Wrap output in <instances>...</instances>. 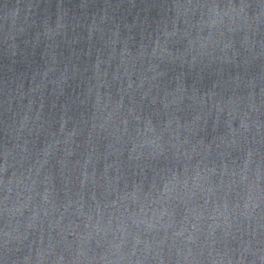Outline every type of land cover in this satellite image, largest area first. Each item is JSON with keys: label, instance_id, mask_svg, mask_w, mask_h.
<instances>
[{"label": "water", "instance_id": "water-1", "mask_svg": "<svg viewBox=\"0 0 264 264\" xmlns=\"http://www.w3.org/2000/svg\"><path fill=\"white\" fill-rule=\"evenodd\" d=\"M0 264H264V0H0Z\"/></svg>", "mask_w": 264, "mask_h": 264}]
</instances>
